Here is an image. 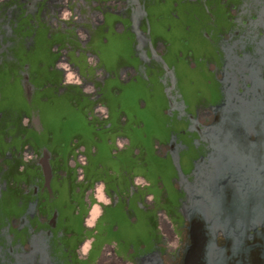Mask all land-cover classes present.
<instances>
[{
  "label": "crops",
  "instance_id": "crops-1",
  "mask_svg": "<svg viewBox=\"0 0 264 264\" xmlns=\"http://www.w3.org/2000/svg\"><path fill=\"white\" fill-rule=\"evenodd\" d=\"M63 2H33L7 31L0 21L7 55H0V215L17 209L22 217L8 238L31 231L42 251L67 254L75 223L90 234L91 249L100 223L121 215L142 225L151 204L163 215L167 184L172 196L187 193L206 151L202 111L190 96L221 94L224 27L236 3L187 0L170 12L166 0H120L91 12ZM192 40L208 45L209 55L195 56ZM200 71L212 75L205 90L197 87ZM160 232L173 238L167 222Z\"/></svg>",
  "mask_w": 264,
  "mask_h": 264
},
{
  "label": "rangeland",
  "instance_id": "rangeland-1",
  "mask_svg": "<svg viewBox=\"0 0 264 264\" xmlns=\"http://www.w3.org/2000/svg\"><path fill=\"white\" fill-rule=\"evenodd\" d=\"M47 1L0 0V21L7 22V31L21 9L31 7L33 2L43 7ZM110 1L120 0H64L59 6L96 12ZM185 1L166 0V7L170 12H179L182 5H186ZM239 1L242 0H233L236 5ZM236 5L228 12L230 23L224 27L227 31L237 28L241 21L235 19ZM215 18L225 21L224 15ZM28 21L29 17L23 18L19 26H26ZM260 29L264 31V27ZM1 34L0 31V38ZM192 41L190 46L196 47L195 56L199 52L209 55L208 45L199 48L196 40ZM254 42L247 45L253 47ZM2 45L0 40V49ZM0 55L7 57L6 51ZM15 69L18 71L20 64ZM196 77L200 89L203 81L212 79L209 72L202 71ZM184 97L189 99V95ZM190 97L191 106L200 107L202 111L200 134L208 144L209 153L201 154L194 161L201 174L188 186L187 193L182 190V195L173 192L172 196L166 185L168 199L166 209L162 208L163 215L154 203L149 205V221L142 225L129 223L121 215L111 222L100 223L103 229L91 249H88L90 234H82V223L77 222L74 227L77 235L71 240L69 252L60 254L53 253V249L42 251L31 231L23 239L8 238L14 228L12 221L21 222L22 217L18 218L17 209L4 211L0 215V264H92L101 260L104 264H264V122L251 123L241 113L213 109L224 98L222 90L218 99L210 89L202 96ZM7 98L11 104L16 103L14 95L9 94ZM178 106L172 108L173 112L180 113ZM137 174L134 172L130 177ZM186 176L181 171L180 181ZM161 222L170 225L173 238L160 232ZM45 228L43 236L50 241V230Z\"/></svg>",
  "mask_w": 264,
  "mask_h": 264
},
{
  "label": "flooded vegetation",
  "instance_id": "flooded-vegetation-1",
  "mask_svg": "<svg viewBox=\"0 0 264 264\" xmlns=\"http://www.w3.org/2000/svg\"><path fill=\"white\" fill-rule=\"evenodd\" d=\"M236 11L235 19L241 21L237 28L227 31L223 38L226 51L225 64L221 71L224 98L213 109L241 113L251 123L264 122V31H260L264 27V0L239 1ZM259 17L261 22L258 21ZM252 41L257 42H254L253 47L248 46ZM179 107L182 108V105ZM201 126L197 125L199 132ZM205 147V154H208L206 141ZM198 174H201V169L197 163L191 176L192 182L188 186L195 183Z\"/></svg>",
  "mask_w": 264,
  "mask_h": 264
},
{
  "label": "built area",
  "instance_id": "built-area-1",
  "mask_svg": "<svg viewBox=\"0 0 264 264\" xmlns=\"http://www.w3.org/2000/svg\"><path fill=\"white\" fill-rule=\"evenodd\" d=\"M168 96H169V100H170L171 106H172L173 108H174V107H176V105H175L174 101L172 100V97H171V95L169 94ZM179 109H180V110H182V108H181V107H179Z\"/></svg>",
  "mask_w": 264,
  "mask_h": 264
}]
</instances>
